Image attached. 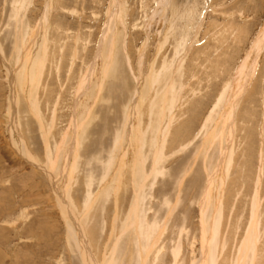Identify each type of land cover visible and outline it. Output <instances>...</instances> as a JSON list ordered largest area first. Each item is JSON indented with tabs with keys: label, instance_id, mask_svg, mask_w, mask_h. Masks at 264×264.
Masks as SVG:
<instances>
[{
	"label": "rangeland",
	"instance_id": "374dc122",
	"mask_svg": "<svg viewBox=\"0 0 264 264\" xmlns=\"http://www.w3.org/2000/svg\"><path fill=\"white\" fill-rule=\"evenodd\" d=\"M263 30L264 0H0V264H87L68 208L85 219L97 264H143L140 252L145 264H235L249 234L243 264H264ZM243 61L256 68L230 123ZM166 93L173 103L161 111ZM220 144L229 150L217 169Z\"/></svg>",
	"mask_w": 264,
	"mask_h": 264
},
{
	"label": "bare ground",
	"instance_id": "6f19581e",
	"mask_svg": "<svg viewBox=\"0 0 264 264\" xmlns=\"http://www.w3.org/2000/svg\"><path fill=\"white\" fill-rule=\"evenodd\" d=\"M119 1L120 0H115V3H116V7L118 6V3H119ZM113 2H114V0H113ZM121 3V2H120ZM209 7V6H208ZM116 9V8H115ZM111 11V10H110ZM112 12V11H111ZM110 12V13H111ZM114 12H116V11H114ZM168 12V11H167ZM194 12V11H193ZM191 13H192V11H191ZM117 14V13H116ZM152 14H153V12H152ZM196 14V13H195ZM112 15H114V14H109V19H108V23L105 25V27H104V31H103V35H102V37L100 38V40L102 41L103 40V38L105 37L104 35H106L107 33H108V31L110 30L109 28H110V23H109V21L111 20V17H112ZM107 19V18H106ZM114 19V18H113ZM44 22V19H41V22ZM42 22V23H43ZM190 22H191V20H190ZM196 22V21H195ZM198 22V21H197ZM45 23H43V25H44ZM195 24V23H194ZM197 24V23H196ZM39 25V24H38ZM41 25V24H40ZM196 27V26H195ZM199 27V26H198ZM39 29H40V27H39ZM43 29V28H42ZM38 31V30H37ZM111 31V30H110ZM195 31V30H194ZM112 32V31H111ZM106 39V38H105ZM185 39V38H184ZM105 42V41H104ZM258 43H260V45L262 46L263 45V43H264V30L262 31V33L259 35V41H258ZM104 44V43H103ZM102 44V45H103ZM111 44H113V43H111ZM100 45V44H99ZM259 45V49H260V46ZM112 46V45H111ZM28 47V46H27ZM103 47V46H102ZM113 47H114V45H113ZM112 47V48H113ZM183 47V46H182ZM30 48V47H29ZM187 49V48H186ZM111 50H113V49H111ZM110 50V51H111ZM101 45L99 46V48H98V50H97V58L99 59L100 58V56H101ZM186 52V51H185ZM259 52V51H258ZM145 53V52H144ZM256 55H257V53H255ZM96 58V57H95ZM180 58V57H179ZM257 58V57H256ZM244 60H246V59H244ZM251 60V59H250ZM255 60V59H254ZM257 60V59H256ZM178 61H179V59H178ZM182 62V61H181ZM96 63V62H95ZM241 64V63H240ZM176 65V64H175ZM93 66H95V65H93ZM92 66V67H93ZM92 67L89 69V70H87V72H90L91 70H92ZM256 68V65L255 64H251V65H249L248 64V61H243V63L240 65V67H239V69H238V72H237V74L240 72V76L239 77H236V79H235V81L237 80L238 81V83H236L235 84V89H233L234 90V92H233V96H232V99L231 100H229L230 101V107H231V110L229 111V114L227 115V118H230V123H233V117H234V114L232 113V112H234V108H235V103H236V98L238 97V96H240L241 94H242V91H243V89H244V91H245V88H247V86L249 85L248 83L250 82V81H248V78H250V77H248V76H252V75H254L253 74V70ZM132 70V69H131ZM95 71V70H94ZM150 71V70H149ZM93 71H91V73H92ZM175 72V71H174ZM91 73H85V75H84V77H85V79H82V81H80L81 83H80V85L78 86V90L76 91L77 92V97H76V99H75V103H74V107H73V124H74V126H73V124H72V126H73V128H74V133H75V130L78 128V125H77V115H76V108H77V106H78V104H79V101L81 100V97H80V95L82 96V93H84V92H82L81 93V88H84V87H87V84H88V81L90 80L88 77H89V74L91 75ZM149 74H151V73H149ZM153 74V73H152ZM93 76V75H92ZM136 76H138V75H136ZM169 77V76H168ZM174 77V76H173ZM139 78V77H138ZM32 79H33V77H32ZM37 79V78H36ZM172 80V79H171ZM33 81V80H32ZM144 81H146V80H144ZM152 81V80H151ZM95 82V81H94ZM139 83V82H138ZM144 83V82H143ZM175 84V83H174ZM230 84V83H229ZM248 84V85H247ZM140 83L139 84H137V85H135L136 87L135 88H137V89H140ZM173 85V84H172ZM234 85V84H233ZM174 87H175V85H174ZM237 87V88H236ZM227 90V89H226ZM82 91H84L83 89H82ZM243 91V92H244ZM167 92V91H166ZM168 93V92H167ZM165 94V96L161 99V111H166L167 110V105H169L170 107L172 106V105H170L171 103H173V100L171 99V98H169V97H171V95H169V94ZM240 94V95H239ZM13 98L14 99H16V96L13 94ZM173 97H175V96H173ZM75 98V97H74ZM135 98H137V97H135ZM169 99H171V100H169ZM160 101V100H159ZM16 102V101H15ZM81 102V101H80ZM171 102V103H170ZM138 102H134V105H133V107L129 110V112L127 113V114H129V116L127 115V118H131L132 119V116H134L135 115V111H137L138 110ZM14 106V105H13ZM219 106V105H218ZM229 107V106H228ZM237 107V106H236ZM236 109V108H235ZM12 110V112H11V115H12V117H13V119H14V121L16 120L15 119V111H16V107H13V109H11ZM228 110V109H227ZM13 113V114H12ZM166 113V112H165ZM233 116V117H232ZM174 117V116H173ZM212 117V116H211ZM212 119H214V116H213V118ZM162 120V119H161ZM13 121V122H14ZM128 121H130V120H128ZM127 121V122H128ZM170 121V120H169ZM226 121V120H225ZM229 121V120H228ZM16 122L17 121H15V124H16ZM126 122V123H127ZM133 122V121H132ZM214 122V121H213ZM130 123L131 122H129V123H127V124H125V125H129L130 126ZM209 123V122H208ZM41 124V126H44L43 124H42V122L40 123ZM17 125V124H16ZM132 126H133V124H132ZM139 126V125H138ZM227 126H228V124H227ZM232 125H230V132H231V134L233 133V128H235V126L234 127H231ZM125 127V126H124ZM128 127V126H127ZM131 127V126H130ZM134 127V126H133ZM163 127V126H162ZM207 127H208V125H207ZM17 128V127H16ZM132 128V127H131ZM136 128V127H135ZM210 128V127H209ZM126 129H129V132L131 131L132 132V129L130 130V128L128 127V128H126ZM134 129V128H133ZM178 129V128H177ZM222 129H223V127H222ZM225 129H226V127H225ZM123 130V129H122ZM135 130V129H134ZM228 130H229V128H228ZM228 130H227V133H228ZM128 131V130H127ZM127 131H125V132H127ZM139 131V130H138ZM220 131H221V129H220ZM131 132L129 133V137L131 136L130 134H131ZM136 132V131H135ZM168 132V131H167ZM222 133V132H221ZM226 133V134H227ZM133 134V133H132ZM165 134V137L164 138H166V134L167 133H164ZM135 135V134H134ZM134 135L132 136L133 138H134ZM138 135H141V133L140 134H138ZM143 135V134H142ZM160 136H162V135H160ZM228 136V135H227ZM20 137V136H19ZM128 137V138H129ZM135 137H136V135H135ZM221 137H223V136H221ZM233 137V136H232ZM231 137V138H232ZM20 138H22V137H20ZM48 138V137H47ZM64 138H65V136L64 137H62V140H61V143H63L62 141L64 140ZM137 138H139L140 140L142 139L141 138V136L140 137H137ZM157 138H158V136H157ZM163 138V137H162ZM132 139V138H131ZM135 139V138H134ZM134 139H132V141L134 140ZM158 139H160V143H159V141L156 143V144H153V145H156L155 146V151H154V153H153V157H154V162H153V167H152V172L154 171V169L156 168V160H158V159H160V157H161V148H163V147H159V146H161V144L162 143H164V140H162L161 138H158ZM229 139H230V136H228V141H229ZM136 140H138V139H136ZM233 140V139H232ZM128 139L126 140V142H127V146H128ZM24 142V141H23ZM77 142V135L75 136V138L73 139V143L72 144H75ZM213 142V141H212ZM231 142V141H230ZM60 143V144H61ZM139 143V142H138ZM137 143V144H138ZM221 143V142H220ZM59 144V146L57 147V148H60L61 147V145ZM65 144V143H64ZM77 144H78V142H77ZM126 144V143H125ZM134 144V143H133ZM222 144V143H221ZM220 144V146L219 147H221V156H219V157H221V158H219V161H218V163H217V169L219 168V166L221 167V166H224V162H225V160H226V155H225V153H226V150L228 149V147H227V144H226V147H224L223 145H221ZM71 145V144H70ZM130 145V144H129ZM132 145V144H131ZM136 145V144H135ZM139 145V144H138ZM151 145V144H150ZM230 144H229V142H228V146H229ZM75 146V145H74ZM134 146V145H133ZM137 146V145H136ZM130 146H128V148H129ZM132 147V146H131ZM138 148H139V146H137ZM63 148H64V146H63ZM139 149H141V148H139ZM139 149H136L137 151L139 150ZM60 150V149H59ZM58 149H57V154H56V156L57 157H59L60 155H58V151H59ZM133 150V149H132ZM229 150V149H228ZM49 151V150H48ZM72 146L71 147H69V149H68V151L66 152V154H65V164L63 165V168L62 169H60V173H62L63 174V176L65 177V179L67 178V180H68V178L70 177V174L68 175V173H69V171H68V165H69V163H70V161H69V157L72 155ZM139 152V151H138ZM228 152V151H227ZM48 153V152H47ZM113 155V154H112ZM138 155V154H137ZM163 155V154H162ZM139 156H141V155H139ZM224 156H225V159H224ZM116 157V156H115ZM48 159H50V156H48L47 157ZM75 158V157H74ZM119 158H120V160H121V163L120 164H118V165H116V169H118L119 167H122L124 164H126V159H125V157L122 155V156H119ZM162 158V157H161ZM136 159H138V156H137V158ZM141 159V158H140ZM73 161V160H72ZM141 162H142V159L140 160ZM160 161V160H159ZM118 163V162H117ZM137 163H138V161H137ZM51 164V163H50ZM53 164V163H52ZM52 164H51V168H54L53 166H52ZM135 165H136V162L134 163ZM133 164V165H134ZM261 164V163H260ZM70 166V165H69ZM125 166V165H124ZM141 166H142V163H141ZM226 168V167H225ZM120 171L122 170L121 168L119 169ZM144 170V167L142 166V168H140L139 169V171L141 172V174L143 173V176H144V178H146L147 179V175H145V172L143 171ZM220 170V169H219ZM218 170H216L215 171V173L217 172ZM118 172V171H117ZM59 173V174H60ZM214 173V172H213ZM73 174V173H72ZM221 174V173H220ZM118 176V175H117ZM217 176V175H216ZM222 176V175H221ZM119 177V176H118ZM224 177V176H223ZM73 178V177H72ZM143 178V177H142ZM53 179V178H52ZM145 179V180H146ZM214 179H212L211 177H209V179L207 180L208 182H207V184H206V192L204 191V194L206 195L208 192H210V185L213 183V182H215V181H213ZM144 181V180H143ZM142 181V182H143ZM105 182V181H104ZM54 184H56V183H54ZM141 185V184H140ZM143 185V184H142ZM145 186V185H144ZM213 186V185H212ZM216 186V185H215ZM143 186H140V187H138V188H142ZM212 189V188H211ZM215 189V188H214ZM57 190V189H56ZM140 190V189H139ZM58 191V190H57ZM135 191V190H134ZM215 191V190H214ZM61 194V193H60ZM136 194V193H135ZM209 194V193H208ZM63 195H65L64 193H63ZM62 195V197L61 198H63V197H65V196H63ZM68 195V194H67ZM205 195H203L202 197H204ZM216 196V195H215ZM96 197V196H95ZM66 198V197H65ZM67 198H69L68 196H67ZM92 198V197H91ZM94 198V197H93ZM136 199V198H135ZM64 200V203L62 204V205H65V209H67L68 207H70L71 208V204L69 205V203H67L68 201H66L65 199H63ZM134 200V199H133ZM139 199H138V196H137V200H135V202H134V205H133V208L131 209V211H130V216L132 217L133 216V219H127V220H130V221H128V223L129 222H131V225H130V227L132 226H134V225H136L135 226V231H137L136 230V228H138V224H139V222H141V221H143V220H141V218H140V216L138 217V212H139V214H140V205H139V201H138ZM204 200V199H203ZM203 200L201 201V203L203 202ZM209 200V199H208ZM258 200V199H257ZM91 201H92V199H91ZM90 202V201H89ZM94 202V201H93ZM92 202V203H93ZM143 203V202H142ZM66 204H67V208H66ZM89 204H91V202L89 203ZM89 206V205H88ZM87 206V207H88ZM91 206V205H90ZM64 207V206H63ZM200 207H202V206H200ZM69 209V208H68ZM67 209V213H68V215H69V217L71 218V221L74 223L73 225H75V227L77 228V234L75 235V236H77V237H79V240H80V242H81V244L82 245H84V246H82V247H84L83 249H82V252H83V259H84V261L86 260L87 261V264H97L96 262H95V257L92 255V251H90V249H89V245H87L86 244V242H87V240H86V237H87V233H86V231L84 230V227H82L81 225L79 226V222H81V220H82V218H80V219H78V220H80V221H78L77 219H76V217L77 216H75L73 213H75V212H73L72 210L70 211V210H68ZM84 210H85V208H84ZM84 210H82L83 212H84ZM134 210V211H133ZM86 211H87V208H86ZM255 212H257L256 210H255ZM76 213H77V211H76ZM88 213V212H87ZM85 214V213H84ZM129 216V215H128ZM128 216H127V218H128ZM85 219H83L82 220V222H83V224H85V221H84ZM141 220V221H140ZM256 220V219H255ZM81 222V223H82ZM212 223L209 225V229L207 230V231H210L209 232V235H208V237L205 235L206 233H203L202 234V236H203V238H202V240L204 239V247L205 248H207L208 249V241L211 243V241L213 240L212 239V237H213V235L215 234V232L213 231L214 230V223H213V221H211ZM143 223V222H142ZM257 223V222H256ZM132 224H134V225H132ZM70 225V224H69ZM126 226H127V223H126ZM152 226V225H151ZM202 226H204L203 224H202ZM71 227V226H70ZM74 227V226H73ZM72 227V228H73ZM202 228V227H201ZM204 228V227H203ZM202 228V231L204 232V231H206V229L204 230ZM133 229V228H132ZM143 229V228H142ZM250 230L252 231H257L256 230V224H255V222L252 220V227L250 228ZM75 231V230H74ZM138 231H139V229H138ZM76 232V231H75ZM141 232V231H140ZM146 232V231H145ZM143 233V232H142ZM158 233H160V232H158ZM72 234V233H71ZM149 234V233H148ZM154 234V233H153ZM146 235H147V232H146ZM73 236H74V233H73ZM144 237V236H143ZM152 237H154V235L152 236ZM251 237V235L249 234V237L247 236L246 237V241L247 242H243V245H242V255H244V250H248V252H249V249H253L252 247H254V246H252V244H253V242H251V240H253L254 238H253V236L251 237V238H253V239H251L250 238ZM74 238V237H73ZM72 238V239H73ZM147 238V237H146ZM155 238V237H154ZM157 238V237H156ZM250 238V239H249ZM138 239V238H137ZM78 240V241H79ZM136 240V239H135ZM144 240V239H143ZM254 240H256V239H254ZM77 241V242H78ZM250 242H251V244H250ZM256 242V241H255ZM139 243H140V241H139ZM76 244V243H75ZM143 244V243H142ZM78 245V244H77ZM136 245H138V244H136ZM141 244H139V246H140ZM78 246H80V245H78ZM111 246H112V244H111ZM118 246V245H117ZM142 246V245H141ZM145 246V245H144ZM153 246V245H152ZM210 246V245H209ZM146 247V246H145ZM145 247H143V248H145ZM78 248V247H77ZM81 248V247H80ZM79 248V249H80ZM207 249H205V250H207ZM147 251V248L146 249H144V251ZM204 250V249H203ZM205 250H204V252H205ZM115 251V250H114ZM124 251V250H123ZM138 251V250H137ZM251 251V250H250ZM103 252V251H102ZM130 252V251H129ZM247 252V253H248ZM253 252V251H252ZM254 252H255V250H254ZM179 253V252H178ZM213 253H215V252H213ZM114 254V253H113ZM142 254H143V252H140V255H139V258L140 259H142L143 260V264H145V255L142 257ZM146 254V253H145ZM246 254V253H245ZM240 256L237 258V261H236V263L235 264H243L244 262H245V257L243 258L242 257V255L241 254H239ZM248 255V254H247ZM121 256V255H120ZM208 256V255H207ZM214 256V255H213ZM245 256V255H244ZM81 257V256H80ZM105 257V256H104ZM124 257V256H123ZM247 257V256H246ZM111 258V257H110ZM109 257H108V259H106V260H108L107 262V264H113V257L110 259ZM215 258V257H214ZM104 259V258H103ZM120 259V258H119ZM122 259V258H121ZM204 260L203 261H206V259L205 258H203ZM212 260V259H211ZM85 261V262H86ZM90 261V262H89ZM123 261V260H122ZM149 261V260H148ZM201 262V264H205L204 262ZM214 261V260H213ZM142 262V261H141ZM253 262V261H252ZM126 263H128V262H126ZM210 263H212L211 261H210ZM98 264H100V263H98ZM115 264V263H114ZM120 264V263H119Z\"/></svg>",
	"mask_w": 264,
	"mask_h": 264
}]
</instances>
